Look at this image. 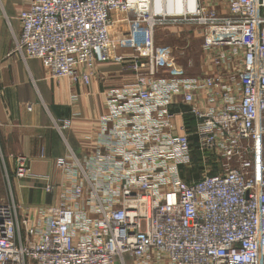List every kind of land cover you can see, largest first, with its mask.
Returning a JSON list of instances; mask_svg holds the SVG:
<instances>
[{
    "label": "built area",
    "instance_id": "1",
    "mask_svg": "<svg viewBox=\"0 0 264 264\" xmlns=\"http://www.w3.org/2000/svg\"><path fill=\"white\" fill-rule=\"evenodd\" d=\"M113 12L128 16L116 41ZM18 18L15 49L49 77L88 86L114 62L136 78L107 91L97 133L84 136L93 149L57 158L59 205L22 215L0 201V264H264V0H30ZM177 23L200 33L210 74L157 48L156 30ZM194 156L222 169L184 180ZM14 175L29 177L25 156Z\"/></svg>",
    "mask_w": 264,
    "mask_h": 264
},
{
    "label": "crops",
    "instance_id": "2",
    "mask_svg": "<svg viewBox=\"0 0 264 264\" xmlns=\"http://www.w3.org/2000/svg\"><path fill=\"white\" fill-rule=\"evenodd\" d=\"M29 2L0 0V153L5 170L12 177H15V156L27 158L29 177L22 181L13 178L9 189L16 205L27 208L22 215H37L40 208L59 205L64 185H68L66 176L56 165L57 158L70 152L81 158L93 149L90 142L84 141V136L97 133V119L105 110L107 91L133 82L136 74L126 64L106 62L92 69L93 76L88 86L69 77H49L39 59H23L15 49V38L21 31L18 16L28 8ZM127 18L122 13L111 14L110 35L113 40L116 41L127 30ZM198 35L200 37V33ZM156 46L159 50L168 48L175 51L169 44L157 42ZM113 51L131 52L120 47ZM201 55L198 71L194 72L210 74L214 70L210 54L201 48ZM76 93L81 98L78 104H73L71 97ZM204 97L203 93L197 101L200 106L206 103ZM186 108L187 105L179 102L176 110L180 113ZM77 112L80 117L73 119ZM66 118L71 119V126L59 132L55 122ZM180 118L177 114L176 122H180ZM176 133L182 131L177 129ZM44 177L52 185L49 191L45 189V181L41 180ZM6 182V179H0L1 202L8 201Z\"/></svg>",
    "mask_w": 264,
    "mask_h": 264
},
{
    "label": "rangeland",
    "instance_id": "3",
    "mask_svg": "<svg viewBox=\"0 0 264 264\" xmlns=\"http://www.w3.org/2000/svg\"><path fill=\"white\" fill-rule=\"evenodd\" d=\"M156 42L162 44H169L174 46L176 53V61L179 64L186 65L187 62L191 61L194 66L191 71H198V64L201 62V38L198 35V30L190 28L184 24H167L161 30H156ZM171 50V49H170ZM218 161H225V159L219 158ZM0 179L7 180V200L9 201L12 197L11 190L9 189L10 181L13 178L17 181H22L21 179L9 175L5 167L1 166ZM222 168L212 165L210 163L201 164L197 156H194L190 165L182 167L180 169L181 176L184 180L198 179L206 174H215L219 172ZM21 205V204H20ZM22 206V207H21ZM19 211L25 213L27 208L21 205ZM24 209V210H23ZM29 264H34L32 261Z\"/></svg>",
    "mask_w": 264,
    "mask_h": 264
}]
</instances>
